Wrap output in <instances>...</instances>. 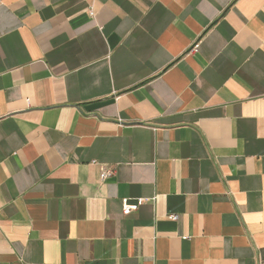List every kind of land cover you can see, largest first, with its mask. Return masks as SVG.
Segmentation results:
<instances>
[{
	"label": "crops",
	"instance_id": "1",
	"mask_svg": "<svg viewBox=\"0 0 264 264\" xmlns=\"http://www.w3.org/2000/svg\"><path fill=\"white\" fill-rule=\"evenodd\" d=\"M0 264H264V0H0Z\"/></svg>",
	"mask_w": 264,
	"mask_h": 264
},
{
	"label": "built area",
	"instance_id": "2",
	"mask_svg": "<svg viewBox=\"0 0 264 264\" xmlns=\"http://www.w3.org/2000/svg\"><path fill=\"white\" fill-rule=\"evenodd\" d=\"M91 14L92 15L94 14L93 10L91 11ZM113 174H114L113 171L108 170V171H105L104 177L108 178V177H111ZM142 204H143V200H139L137 205H131L128 200H123V207H122L123 208V212L124 213H129V212H131L133 210H136ZM174 219H177V217H174Z\"/></svg>",
	"mask_w": 264,
	"mask_h": 264
}]
</instances>
